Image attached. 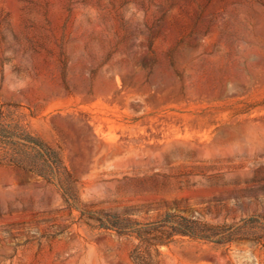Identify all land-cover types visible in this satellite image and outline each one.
Instances as JSON below:
<instances>
[{
    "label": "rangeland",
    "instance_id": "obj_1",
    "mask_svg": "<svg viewBox=\"0 0 264 264\" xmlns=\"http://www.w3.org/2000/svg\"><path fill=\"white\" fill-rule=\"evenodd\" d=\"M0 110L58 149L87 210L210 224L264 215V0H0ZM0 166V264H133ZM185 238L161 264H264V229Z\"/></svg>",
    "mask_w": 264,
    "mask_h": 264
},
{
    "label": "trees",
    "instance_id": "obj_2",
    "mask_svg": "<svg viewBox=\"0 0 264 264\" xmlns=\"http://www.w3.org/2000/svg\"><path fill=\"white\" fill-rule=\"evenodd\" d=\"M41 179L62 195L78 221L91 229L110 231L137 242L131 252L133 264H161L160 246L185 238L218 246L248 240L246 230L264 229V215L252 216L236 224H210L179 211H169L156 221L140 222L129 214L87 210L80 200V181L66 166L60 151L32 134L0 110V166Z\"/></svg>",
    "mask_w": 264,
    "mask_h": 264
}]
</instances>
